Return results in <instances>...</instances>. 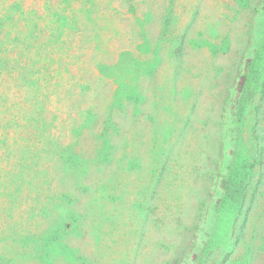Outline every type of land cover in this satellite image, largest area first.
I'll use <instances>...</instances> for the list:
<instances>
[{
	"label": "rangeland",
	"instance_id": "obj_1",
	"mask_svg": "<svg viewBox=\"0 0 264 264\" xmlns=\"http://www.w3.org/2000/svg\"><path fill=\"white\" fill-rule=\"evenodd\" d=\"M0 264H264V0H0Z\"/></svg>",
	"mask_w": 264,
	"mask_h": 264
}]
</instances>
